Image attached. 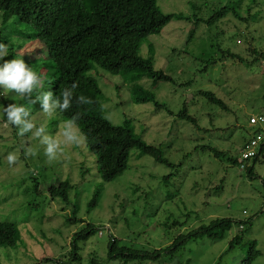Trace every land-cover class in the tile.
Wrapping results in <instances>:
<instances>
[{"label": "rangeland", "instance_id": "374dc122", "mask_svg": "<svg viewBox=\"0 0 264 264\" xmlns=\"http://www.w3.org/2000/svg\"><path fill=\"white\" fill-rule=\"evenodd\" d=\"M157 4L164 13L189 17L171 19L140 47V54L152 61L154 69L173 79L153 81L142 75L137 80L164 107L132 101L131 73L112 74L97 65L90 73L101 89L110 122L120 125L125 118L131 119L135 133L175 166L158 162L156 153L133 148L127 168L115 179L103 181L96 156L87 146L67 148L65 156L49 164L31 133L19 137L18 130L0 118V220L13 222L20 232L16 246L0 247V264H88L92 256L117 264L107 258L111 236L119 245L151 250L166 247L179 234L215 218L225 221L210 232L185 238L174 252L129 264H239L251 247L261 253L251 264H264V154L252 163L251 175L227 159L240 160L251 132L247 115L264 114V55L250 64L247 61L257 54L250 55L246 49L252 44L264 51V0H157ZM223 5L228 12L219 20L196 22V17L208 18ZM2 15L0 11V42L8 45L3 59L22 57L45 80L55 67L43 43L14 15L4 20ZM221 49L244 59H220ZM211 59L216 63L209 64ZM199 90L223 99L230 112L209 103ZM12 102L24 103L15 93L5 95L0 89V104ZM26 106L50 133L55 134L65 120L59 112L44 117L39 102ZM181 109L194 118V124L176 115ZM25 141L37 148L36 156H24ZM202 144L217 147L223 156L216 158L197 148ZM15 150H20L19 160L9 166L6 156ZM63 179L73 184L67 201L51 199L48 186ZM98 185L97 204L88 209ZM71 218L91 222L98 230L78 244L76 259L68 253L70 240L84 222L68 221ZM236 234L242 237L241 243L228 249Z\"/></svg>", "mask_w": 264, "mask_h": 264}, {"label": "trees", "instance_id": "16d2710c", "mask_svg": "<svg viewBox=\"0 0 264 264\" xmlns=\"http://www.w3.org/2000/svg\"><path fill=\"white\" fill-rule=\"evenodd\" d=\"M0 11H3V20L8 15H14L17 21L26 24L31 30L30 33L43 43L55 67L44 80V90L51 88L54 95L59 97L62 90L70 87L73 81L78 83L79 87L74 90L71 107L66 112H58L64 119L76 113L81 114L77 123L88 137L86 146L96 156L97 171L103 181L115 179L127 168L133 148L145 154L156 153L155 159L158 162L169 167L175 166L162 156L160 149L148 144L135 133L131 119L125 118L120 125L110 122L102 105L101 89L90 71L97 65L112 74L131 73L128 89L132 101L134 103L152 101L156 109L164 107V104L155 100L154 93L137 83V80L142 75H148L153 81L173 79L163 71L154 69L152 61L140 54V47L148 36L159 33L171 19H188V16L181 13H164L160 10L157 0H0ZM227 12L228 6L223 5L208 18L195 19L196 22L210 24L222 18L221 16ZM246 49L250 55L257 54L247 63L256 62L258 56L264 55V51H257L252 44ZM220 52V59L226 57L239 61L244 59L243 55L229 49H221ZM211 60L209 64L216 63L215 59ZM206 67L207 65L204 69ZM198 94L219 109L230 112L229 106L223 99L211 91L199 90ZM80 95L90 98L92 103L77 104L75 97ZM258 114L263 113L252 112L245 119L251 132L242 148L252 137H256L257 134L262 136L255 154L249 160L242 162L244 166L240 169H247L249 175L252 174V163L264 154V122L261 125H249V118ZM176 115L195 123L194 118L185 109H181ZM198 147L202 151L210 152L216 158H221L224 154L213 145L202 144ZM227 159L240 167L238 157L228 156ZM168 176L170 173L164 176V179ZM72 188L71 181L63 179L58 183L50 184L47 191L51 199L59 197L67 201L68 193ZM35 190L39 191L37 185ZM100 193L101 188L98 185L88 201V209L95 207ZM68 221L84 222L83 219L77 218ZM224 221V218L212 219L191 229L185 235L179 234L168 246L151 250L119 245L117 238L111 236L107 243V258L109 261H117V264L156 260L161 253L169 254L177 250L185 238L210 232L221 226ZM239 226L244 229L241 222ZM97 231L91 222H84L80 230L74 231L68 252L71 259L79 258L78 244L86 241ZM19 238L20 232L13 222L0 220V247H14ZM241 240L240 235L233 236L229 241L228 249L241 243ZM260 254V251L251 247L239 264H251ZM107 263L95 256L88 260V264Z\"/></svg>", "mask_w": 264, "mask_h": 264}, {"label": "clouds", "instance_id": "9594fccd", "mask_svg": "<svg viewBox=\"0 0 264 264\" xmlns=\"http://www.w3.org/2000/svg\"><path fill=\"white\" fill-rule=\"evenodd\" d=\"M7 55L8 45L0 42V60H3L0 63V89L5 95L15 93L24 103L12 102L6 106L0 104V118L4 119L5 125L15 127L19 137H25L31 133V140L38 141L39 146L43 147L49 164L65 156L67 148L85 147L88 137L77 123L80 113L61 121L58 131L53 134L49 132L46 123L37 122L30 108L26 106L39 102L40 112L47 118H52L58 111L66 112L72 105L74 90L79 87L78 83L73 81L70 87L64 88L61 95L57 97L51 88L44 90V79L22 57L4 60L3 58ZM75 99L80 105L92 103L90 98L83 95ZM21 147L26 158L38 154L37 148L29 146L28 141H25ZM19 155L20 150L9 152L6 156L7 164L15 165Z\"/></svg>", "mask_w": 264, "mask_h": 264}, {"label": "built area", "instance_id": "2783aa9c", "mask_svg": "<svg viewBox=\"0 0 264 264\" xmlns=\"http://www.w3.org/2000/svg\"><path fill=\"white\" fill-rule=\"evenodd\" d=\"M263 122H264L263 114L253 115L249 118L250 126L261 125ZM261 138L262 136L260 134H257L256 137H252L249 140V142L245 145V147L241 149V157L239 160L240 168H243L244 166L242 162L249 160L255 154Z\"/></svg>", "mask_w": 264, "mask_h": 264}]
</instances>
